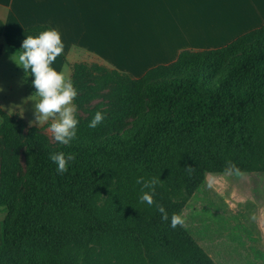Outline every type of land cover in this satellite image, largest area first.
Returning <instances> with one entry per match:
<instances>
[{
  "label": "trees",
  "instance_id": "trees-1",
  "mask_svg": "<svg viewBox=\"0 0 264 264\" xmlns=\"http://www.w3.org/2000/svg\"><path fill=\"white\" fill-rule=\"evenodd\" d=\"M70 68L76 89L82 80L94 81L93 92L110 84L114 102L86 119L76 112L75 139L55 145L41 128L26 127L0 107V208L6 212L0 264H81L92 254V240L104 237L112 241L107 253L128 241L146 259L155 251L159 260L147 264H211L180 224L170 226L176 210L167 211L169 220L140 219L146 189L137 181L178 176L183 167L200 184L204 171L224 174L229 163L243 173H264V149L257 148L264 132V24L220 48L181 51L137 79L104 67ZM73 103L79 106L76 98ZM97 111L105 118L90 128ZM59 152L74 156L63 174L50 158ZM64 243L76 252L62 256L56 248Z\"/></svg>",
  "mask_w": 264,
  "mask_h": 264
},
{
  "label": "crops",
  "instance_id": "crops-1",
  "mask_svg": "<svg viewBox=\"0 0 264 264\" xmlns=\"http://www.w3.org/2000/svg\"><path fill=\"white\" fill-rule=\"evenodd\" d=\"M0 21V49L18 50L45 26L64 43L57 62L89 57L137 79L181 51L220 48L260 27L264 0H0Z\"/></svg>",
  "mask_w": 264,
  "mask_h": 264
},
{
  "label": "rangeland",
  "instance_id": "rangeland-1",
  "mask_svg": "<svg viewBox=\"0 0 264 264\" xmlns=\"http://www.w3.org/2000/svg\"><path fill=\"white\" fill-rule=\"evenodd\" d=\"M15 51L7 44L0 49V106L5 112L21 119L26 127L41 128L47 142L55 145L57 142L49 130L52 121L38 124L34 122V99H37L35 88L25 70L11 60ZM72 64L114 70L89 57ZM72 64L56 61L52 67L64 70L71 79ZM90 85L95 86L91 79L82 80L77 85L80 87L76 96L79 101L77 114L82 119L88 118L92 110L107 109L114 102L110 84L101 85L96 92L91 90ZM86 94L90 97L88 101ZM257 148L264 149V132L260 134ZM260 158L264 159V151ZM19 166L17 173L21 174L25 166L23 155L20 156ZM179 173L178 176L169 173L159 179L158 188H155L153 194V204L141 202L138 208L140 219L150 222L161 215L157 210L158 205H162L166 211L176 210V214L184 219V223L180 224L182 230L201 248L209 263L264 264V173L225 177L224 174L204 171L200 184L185 175V168L180 167ZM5 215V210L0 208L1 224ZM74 222L78 220L74 219ZM111 242L105 237L94 238L89 246L93 250L92 254L81 264H147L150 259L159 260L155 251L146 259L139 244L134 241L126 242L117 252L107 253ZM56 249L64 257L76 252V247L68 243Z\"/></svg>",
  "mask_w": 264,
  "mask_h": 264
},
{
  "label": "clouds",
  "instance_id": "clouds-1",
  "mask_svg": "<svg viewBox=\"0 0 264 264\" xmlns=\"http://www.w3.org/2000/svg\"><path fill=\"white\" fill-rule=\"evenodd\" d=\"M64 50V43L60 33L54 29H46L36 35L24 36L20 48L11 55L15 65L25 70L26 75L33 77L31 83L35 88V123L52 121L49 130L53 139L59 144H69L75 139L79 123L76 105L73 103L77 96V89L64 70L52 67L57 57ZM2 107V106H0ZM51 118V119H50ZM105 114L97 111L89 121L88 127L95 128L102 123ZM31 123V122H30ZM58 173L68 170L69 164L74 160L72 154L63 152L51 155ZM225 177H240L242 170L234 163H229L224 169ZM146 189L140 196V201L148 205L153 204V194L159 182L158 178L137 181ZM163 220H169V215L162 205L157 206ZM255 219V216L252 217ZM184 219L177 214L170 218V226L175 228L183 224Z\"/></svg>",
  "mask_w": 264,
  "mask_h": 264
}]
</instances>
